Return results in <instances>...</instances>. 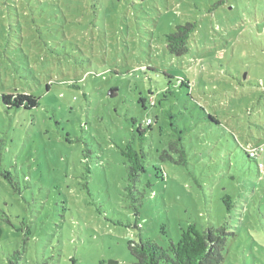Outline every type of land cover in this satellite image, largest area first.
Wrapping results in <instances>:
<instances>
[{
  "label": "rangeland",
  "instance_id": "1",
  "mask_svg": "<svg viewBox=\"0 0 264 264\" xmlns=\"http://www.w3.org/2000/svg\"><path fill=\"white\" fill-rule=\"evenodd\" d=\"M1 93L38 105L0 102V264H135L129 241L223 223L220 264H264V0H0ZM138 127L149 154L129 193L120 150Z\"/></svg>",
  "mask_w": 264,
  "mask_h": 264
},
{
  "label": "trees",
  "instance_id": "2",
  "mask_svg": "<svg viewBox=\"0 0 264 264\" xmlns=\"http://www.w3.org/2000/svg\"><path fill=\"white\" fill-rule=\"evenodd\" d=\"M196 26L195 22L178 24L173 32L165 35L167 51L175 56L186 54L189 51L188 40L196 30ZM180 83L183 84L182 81ZM113 92L109 94L110 97L114 96ZM140 101L142 106H144L143 100L141 99ZM0 102L5 110H32L38 105V98L30 93H1ZM207 120L214 124H220L212 115H207ZM150 127V124L146 125V128ZM145 132V129L138 127L135 135H133L138 144L135 146L133 141H128L120 150L121 155L126 160V177L129 182L127 189L129 193L138 176L145 171V163L149 154L143 145L146 139ZM176 132L178 136L168 144V148L177 153V160L174 162L186 164V153L181 136L182 131L176 130ZM243 150L246 158L257 161V158L251 157L245 149ZM165 156L169 157L167 154ZM161 158H164V155ZM259 163L261 162H257L256 164L257 170ZM222 200L226 206V210L230 213L234 207L231 196L225 195ZM228 228L226 223L216 228L205 229H200L194 224H189L181 230L178 241L175 243L171 242L167 247L141 239L139 242L129 241L128 250L135 264H220L223 260L222 252L227 237L233 234V232L228 231ZM9 264H16V260L9 261ZM99 264L103 263L100 262Z\"/></svg>",
  "mask_w": 264,
  "mask_h": 264
},
{
  "label": "built area",
  "instance_id": "3",
  "mask_svg": "<svg viewBox=\"0 0 264 264\" xmlns=\"http://www.w3.org/2000/svg\"><path fill=\"white\" fill-rule=\"evenodd\" d=\"M149 122L150 119H148V123ZM247 152L251 157L259 158L263 152V146H254L252 148H249ZM259 166L262 167L263 166L262 163H259Z\"/></svg>",
  "mask_w": 264,
  "mask_h": 264
},
{
  "label": "water",
  "instance_id": "4",
  "mask_svg": "<svg viewBox=\"0 0 264 264\" xmlns=\"http://www.w3.org/2000/svg\"><path fill=\"white\" fill-rule=\"evenodd\" d=\"M109 94H111V92H109ZM108 264H113V262H109Z\"/></svg>",
  "mask_w": 264,
  "mask_h": 264
}]
</instances>
